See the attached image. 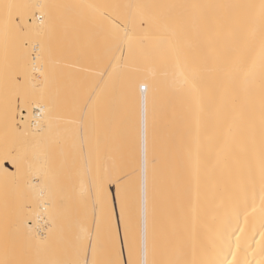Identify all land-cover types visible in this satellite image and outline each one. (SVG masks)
Returning a JSON list of instances; mask_svg holds the SVG:
<instances>
[{
	"label": "snow or ice",
	"instance_id": "snow-or-ice-1",
	"mask_svg": "<svg viewBox=\"0 0 264 264\" xmlns=\"http://www.w3.org/2000/svg\"><path fill=\"white\" fill-rule=\"evenodd\" d=\"M0 264H264V0H0Z\"/></svg>",
	"mask_w": 264,
	"mask_h": 264
},
{
	"label": "bare ground",
	"instance_id": "bare-ground-1",
	"mask_svg": "<svg viewBox=\"0 0 264 264\" xmlns=\"http://www.w3.org/2000/svg\"><path fill=\"white\" fill-rule=\"evenodd\" d=\"M76 2H82V3H90V2H104V0H76ZM123 2H127V0H123ZM116 211L117 214L119 213V205H116Z\"/></svg>",
	"mask_w": 264,
	"mask_h": 264
}]
</instances>
